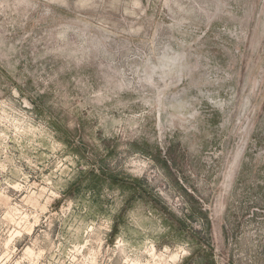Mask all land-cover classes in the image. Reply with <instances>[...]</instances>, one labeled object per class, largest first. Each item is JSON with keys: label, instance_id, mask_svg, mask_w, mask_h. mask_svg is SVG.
<instances>
[{"label": "rangeland", "instance_id": "obj_1", "mask_svg": "<svg viewBox=\"0 0 264 264\" xmlns=\"http://www.w3.org/2000/svg\"><path fill=\"white\" fill-rule=\"evenodd\" d=\"M0 264H264V0H0Z\"/></svg>", "mask_w": 264, "mask_h": 264}]
</instances>
